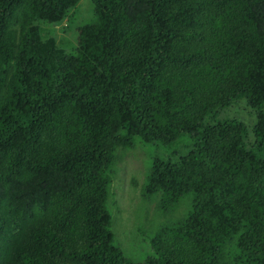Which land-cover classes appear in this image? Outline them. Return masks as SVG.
I'll return each mask as SVG.
<instances>
[{
  "label": "trees",
  "instance_id": "16d2710c",
  "mask_svg": "<svg viewBox=\"0 0 264 264\" xmlns=\"http://www.w3.org/2000/svg\"><path fill=\"white\" fill-rule=\"evenodd\" d=\"M81 1L0 0V264H137L115 244L117 152L185 136L143 196L192 204L143 264H264V0H90L67 53L51 27ZM241 99L251 148L207 123Z\"/></svg>",
  "mask_w": 264,
  "mask_h": 264
},
{
  "label": "rangeland",
  "instance_id": "374dc122",
  "mask_svg": "<svg viewBox=\"0 0 264 264\" xmlns=\"http://www.w3.org/2000/svg\"><path fill=\"white\" fill-rule=\"evenodd\" d=\"M93 18L90 0H82L75 9L70 26L64 24L51 27L61 47L71 53L76 48L77 29ZM43 27H48L45 24ZM258 112L254 111L246 100L233 102L221 110L214 119L207 121L212 125L225 121H237L246 126L249 136L246 145L251 148L255 144L253 135L257 124ZM193 149L191 137L180 138L176 143L164 145L160 142L146 144L141 139L134 142L131 148L119 149L116 176L111 188L109 210L113 218L115 244L125 256L137 264L146 263L154 256L152 241L160 230L184 218L190 209L193 196H185L175 210H159L158 198L143 196V188L147 175L155 160L177 163ZM264 159V155L261 156Z\"/></svg>",
  "mask_w": 264,
  "mask_h": 264
}]
</instances>
